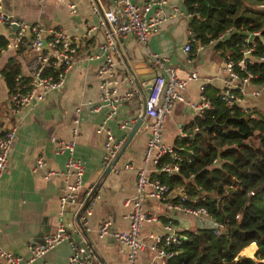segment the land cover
<instances>
[{
  "label": "crops",
  "instance_id": "crops-1",
  "mask_svg": "<svg viewBox=\"0 0 264 264\" xmlns=\"http://www.w3.org/2000/svg\"><path fill=\"white\" fill-rule=\"evenodd\" d=\"M91 1L95 5V13L90 11L88 0H2L3 11L11 19L29 26H39L44 31L59 30L76 46L75 63L65 73L61 86L49 92L43 101L33 107L25 106L16 113L11 112L8 93L0 77V126L4 129L15 128L6 167L0 176V249L27 259L29 244H39L58 226L67 228V239L32 264H68L70 246L82 245L79 234L86 249L99 263L127 264L128 249L109 237L98 238L97 228L106 221L109 231L127 230L125 216L130 207L124 204L135 194V169L143 166L142 152L147 140L148 121L145 118L141 120L115 164L105 173L108 166L102 160L103 133H97V128L109 113V108L100 102L101 93L94 76L100 61L87 62L83 58L97 52L104 42V14L116 0ZM144 1L136 0V3ZM165 1L166 6L162 8L164 19L158 31L150 35L144 45L136 43L131 36L116 40L118 54L114 59V70L120 82L115 97L121 99L127 93L124 79H130L136 90V97L116 104L114 114L104 125L113 138L121 142V146L141 117L148 83L158 74L149 55L160 57L164 67L170 68L178 79H184L190 73L197 75V80L189 82L182 91L185 103H175L165 117L163 142L168 146L174 147L175 139L182 138L193 121L194 115L186 103L197 101L199 88L203 86L206 90L218 92L222 89L221 51L214 44H207L190 57L183 53L188 21L183 0ZM67 5H74V10L71 12ZM14 30L0 27V36L10 37ZM13 57L19 65L20 75L26 77L32 54L25 47L19 54L2 51L0 70ZM256 89L257 85L250 83L245 94L239 96L236 106L264 115V92L257 97L250 95ZM74 120L78 124H74ZM121 123L127 124L124 130L119 129ZM75 125L77 135L72 141V150L59 152L57 144L71 141V130ZM37 157L43 160V166L39 169L34 168ZM68 159L78 161L82 167V194L78 209L77 206H68L60 214L59 198L65 185L72 181L66 173ZM128 163H133V170L124 169ZM145 168L150 171L149 166ZM93 189V198L76 223L75 217L87 200L82 197L83 192ZM142 210L153 214L157 221L143 225L139 232L141 237L161 234L162 225L168 221L178 234L199 228L198 223L189 216L166 211L155 201H144ZM85 211H89L90 215L84 217ZM150 261L153 264L165 262L147 252L135 254V264ZM0 264H3L1 259Z\"/></svg>",
  "mask_w": 264,
  "mask_h": 264
},
{
  "label": "built area",
  "instance_id": "built-area-1",
  "mask_svg": "<svg viewBox=\"0 0 264 264\" xmlns=\"http://www.w3.org/2000/svg\"><path fill=\"white\" fill-rule=\"evenodd\" d=\"M56 1L61 2L62 0ZM88 3L90 11L95 13L96 8L93 1L88 0ZM165 6V0H146L143 3H136V0H116L104 14L106 21V30L103 32L104 42L98 47L97 52L90 53L83 58V61L87 62L100 61L94 76L101 93L100 102L106 104L109 108V113L97 128V133H103L102 160L104 165H110L117 156L121 146V142L115 140L111 133L106 130L104 127L105 122L112 117L115 106L119 101L136 97V90L130 79H124L128 88L124 97L121 99L115 97L116 88L120 82L114 70V59L118 54L116 40L131 36L136 43L144 45L147 38L158 31L159 24L164 19L162 8ZM67 7L71 12L74 10V5H67ZM185 18L188 20L191 15L186 14ZM0 27L7 29L15 27L10 39L7 36L6 38L4 37L6 45L3 51L16 52L20 46H24L32 54L28 75L26 77L21 75L16 77V88L8 97L9 109L11 112L16 113L22 107L35 106L43 101L49 92L61 86L65 73L75 63L76 46L59 30L44 31L39 26H29L22 21L11 19L3 11L2 0H0ZM26 30H29L30 34L28 41L25 38ZM228 32L220 34L218 40H223ZM257 36L258 33L256 32L247 34L243 40V44L247 47H243L238 51L239 59L236 62L231 60L223 61L222 89L218 93V97L228 108L238 103L239 96L245 94L246 87L251 83L246 67L253 62L264 63V57L255 60L252 56L254 45L251 39ZM43 40L45 41L46 50L42 49ZM209 44L213 43L210 42ZM191 46H194L193 53L202 49L193 34L187 30V38L182 52L190 55ZM149 60L154 68L157 69L158 74L148 83L149 92L142 102L143 115L148 121L146 126L147 140L142 152L143 166L135 169L134 197L124 204L130 207L129 213L125 216L128 221V227L125 231H109L108 223L103 221L97 228L98 238L109 237L114 242L128 249L127 264H135V254L140 252H147L155 259L166 261L173 256L170 248L179 244V235L169 221L162 225L161 234L147 235L145 237L139 235L143 225L157 221L153 214L142 210V204L147 200L161 204L166 211L189 216L198 223L199 227H207L213 230L216 236L224 232L220 225L208 217L205 209H185L175 204L177 195L159 180L150 176V173H152L153 176L164 174L170 177L177 175L179 172L177 166L179 157L176 154V150L163 142V123L175 103H185L182 91L189 82L197 80V75L190 73L186 78L178 79L170 68L164 67V62L160 57L149 55ZM46 69L52 70V73H57V79L54 80L53 77L45 74ZM240 73L243 74V77L240 76ZM204 89L205 87L203 86L199 88V96L196 102L186 103L196 119H202L204 113L211 109L209 101L204 96ZM263 92L264 83H260L255 91L250 92V95L257 97ZM74 124H78V121L74 120ZM126 126V123H121L119 129L124 130ZM193 131L196 130L194 129ZM76 135L77 125L71 130L72 139L69 143L57 144L58 151H71L74 144L72 141H74ZM14 137V127L4 129L0 126V176L5 170L8 153ZM184 137H186V134L182 135V138ZM42 166V158H35L34 168L39 169ZM146 166L150 167V171L145 168ZM65 167L67 169L66 173L72 178V181L65 185L59 198L60 214L68 206H77L78 209L81 200L79 198L82 194V167L80 163L68 159ZM124 169L133 170V163H128L124 166ZM90 193V191L83 192L82 197L89 199ZM84 213V217L90 215L89 211ZM82 221L85 224V218ZM66 229L58 226L53 234L44 236L39 244H29V257L27 259L14 256L1 249L0 259L3 264H32L35 259L43 257L54 246L67 239ZM79 238L82 245L72 244L70 246L71 253L67 263L101 264L86 249L80 234ZM145 264H153V261Z\"/></svg>",
  "mask_w": 264,
  "mask_h": 264
},
{
  "label": "trees",
  "instance_id": "trees-1",
  "mask_svg": "<svg viewBox=\"0 0 264 264\" xmlns=\"http://www.w3.org/2000/svg\"><path fill=\"white\" fill-rule=\"evenodd\" d=\"M182 4L191 15L187 30L202 47L212 42L223 61L236 62L238 51L247 47L244 38L255 32L252 56L264 57V0H183ZM5 45L0 36V53ZM246 71L252 84L264 83V63L253 62ZM45 74L57 79L50 69ZM19 75L16 59L9 58L0 70L8 97ZM219 92L204 89L211 109L202 119H193L186 137L175 139L178 174L151 177L177 195L175 204L205 209L224 232L216 236L207 227L181 232L179 244L170 248L173 256L164 264H264V115L236 105L228 108Z\"/></svg>",
  "mask_w": 264,
  "mask_h": 264
},
{
  "label": "water",
  "instance_id": "water-1",
  "mask_svg": "<svg viewBox=\"0 0 264 264\" xmlns=\"http://www.w3.org/2000/svg\"><path fill=\"white\" fill-rule=\"evenodd\" d=\"M12 29H15V27H12ZM11 37H12V35H10V37H8V39H10ZM25 38H26L27 41L29 40V38H30L29 30H26ZM42 49H43V50H46V45H45V41H44V40L42 41ZM135 83H137V82L135 81ZM148 92H149V85H147V87H146V93H148ZM143 118H144V115H143V112H142L140 119H138V120L134 123V125L132 126V128H131L130 131L128 132L127 137H126V140H125L124 144L121 146V148L119 149L117 156H116V157L114 158V160L110 163V165H108V167L105 169V171H104L105 173H107V172L109 171L110 167H111L112 165L115 164V162L117 161V159L119 158V156H120L121 153L123 152L124 148L126 147L127 143L129 142V140L132 138L133 134H134L135 131L137 130L138 126L141 124V120H142ZM221 127H224V124H222ZM94 193H95V189H93V190L91 191V193H90V198L87 199V200L85 201V203H84V205L82 206L80 212L77 213V215H76V217H75V221H76V223H78V220H79L80 214L85 210V208H87L88 203H89V200L93 197Z\"/></svg>",
  "mask_w": 264,
  "mask_h": 264
},
{
  "label": "rangeland",
  "instance_id": "rangeland-1",
  "mask_svg": "<svg viewBox=\"0 0 264 264\" xmlns=\"http://www.w3.org/2000/svg\"><path fill=\"white\" fill-rule=\"evenodd\" d=\"M191 222V221H190ZM192 223V222H191ZM255 247V246H254ZM256 249V248H255ZM239 255L240 256H242V257H244V258H246L244 255H241L240 253H239ZM253 256H254V254H253ZM253 256H252V258H247V259H253Z\"/></svg>",
  "mask_w": 264,
  "mask_h": 264
}]
</instances>
